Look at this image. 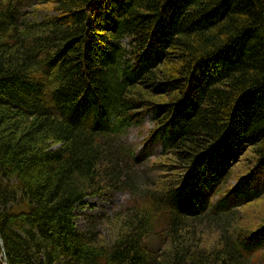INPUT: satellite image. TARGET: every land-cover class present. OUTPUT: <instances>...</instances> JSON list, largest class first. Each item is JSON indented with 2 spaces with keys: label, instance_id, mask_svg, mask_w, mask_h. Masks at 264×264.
Segmentation results:
<instances>
[{
  "label": "trees",
  "instance_id": "16d2710c",
  "mask_svg": "<svg viewBox=\"0 0 264 264\" xmlns=\"http://www.w3.org/2000/svg\"><path fill=\"white\" fill-rule=\"evenodd\" d=\"M19 1L0 0V264H246L264 248V218L231 207L264 167V0H37L42 20ZM148 112L168 158L152 177L123 141ZM247 149L254 170L212 204ZM120 192L77 226L78 204Z\"/></svg>",
  "mask_w": 264,
  "mask_h": 264
},
{
  "label": "rangeland",
  "instance_id": "374dc122",
  "mask_svg": "<svg viewBox=\"0 0 264 264\" xmlns=\"http://www.w3.org/2000/svg\"><path fill=\"white\" fill-rule=\"evenodd\" d=\"M17 10L22 19L26 20H42L49 10L45 5H39L37 0H20L17 5ZM51 13V12H50ZM124 45L128 48L130 45V39L123 41ZM114 118V117H113ZM110 120L111 122L113 121ZM155 125L152 119V115L148 112L145 114L143 121L137 125L133 124L127 128L125 141L131 146L135 155L142 160L143 170L147 172L149 177L156 174V167L154 162L161 159L162 162L167 163L168 158L162 154V145L160 140L150 141V131L154 129ZM164 157V158H163ZM163 158V159H162ZM255 157L250 149L241 156L239 162L232 164V170L230 172V178L222 183L221 187H212L206 191L209 195L212 204H215L223 196L222 190L227 187L235 186L242 176L251 173L255 168ZM164 172H169V168L163 167ZM154 172H153V171ZM252 196L254 200L245 204H241L239 199L232 198V208L239 210L238 215H243L244 223L260 222L264 218V167L260 173L256 175L255 182L252 188ZM129 199V195L123 192L106 194L104 196H94L86 198L81 204L76 207V224L80 229H84L88 226L89 216L112 213L120 206L125 204ZM98 229H101L105 234H108V227L106 225L99 224ZM153 247L158 249L163 247L158 240H151ZM246 264H264V248H259L246 255Z\"/></svg>",
  "mask_w": 264,
  "mask_h": 264
}]
</instances>
